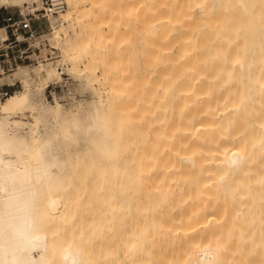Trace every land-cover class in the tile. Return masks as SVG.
Here are the masks:
<instances>
[{
	"label": "bare ground",
	"instance_id": "bare-ground-1",
	"mask_svg": "<svg viewBox=\"0 0 264 264\" xmlns=\"http://www.w3.org/2000/svg\"><path fill=\"white\" fill-rule=\"evenodd\" d=\"M64 1L51 39L66 23L79 29L62 51L90 74L99 67L106 91L66 109L43 99L57 68L6 76L22 86L0 107V264H154L168 231L183 249L159 264H264V41L244 34L251 1L136 0V82L113 25L128 5ZM95 11L106 32L89 29ZM218 207L243 210L252 251L244 239L226 249Z\"/></svg>",
	"mask_w": 264,
	"mask_h": 264
},
{
	"label": "rangeland",
	"instance_id": "rangeland-1",
	"mask_svg": "<svg viewBox=\"0 0 264 264\" xmlns=\"http://www.w3.org/2000/svg\"><path fill=\"white\" fill-rule=\"evenodd\" d=\"M39 1L40 0H19V3H17L16 5L10 4V3H8V4H5V3L0 4V19L2 17L6 16L7 14H13L15 16H18L19 14L27 15V14H31L33 12H36L35 10H38V8H39V6H38ZM100 1H107V0H100ZM117 1L118 2L120 1V2H123L124 4H127L129 9H130L127 12V17H125V22L126 23L124 22L125 23L124 25L121 24L122 22H120V21L122 20V18L119 19L120 23L117 21V23L115 22L113 24L112 19H110V21H111V23L114 26L117 27L116 28L117 30L115 29L116 31H118V29H119L120 32L122 31L121 34H119V35L123 34L122 36H125V39H124V37H120L119 36L121 38V40L122 39L125 40V41L122 40L124 43L122 41H120V42L123 43V44L120 43L121 50H123V53H124V51L125 52L128 51L127 56L130 55V57L126 58L129 61V62L126 61L128 65L126 64V62H124L125 65H127L125 68L127 70V67H128L129 71H127V72H130L129 74H132L131 79H132L133 82H136V80H137V78L139 76V73L141 71V68H142L141 61H140V53H141V37H140V35L141 34H140V28L138 26V21H137V18H136V11H135V1L136 0H117ZM250 1H251V6H252L251 8L253 10L252 13H251V19H250V23L252 24V26L248 30L244 31V34L246 36L247 35H253L254 36L256 34V36H255L256 40L259 41V42H263L264 41V0H250ZM90 2H91V0H86L85 6L86 7L89 6ZM95 14H96V11L89 18V20H90L89 24H90V22H91V24H93L92 27H89V29L92 30V29H94L95 26L96 27L99 26L100 28L104 29V32H106V30H107L106 29L107 26L105 27L106 24L102 23L100 21V19H98V18H97L98 21H96L97 19H95L96 18ZM96 16H97V14H96ZM235 16H238V14L236 13ZM108 20H109V18H108ZM123 20H124V18H123ZM94 21H96L95 24H94ZM99 21L102 23V25H100ZM114 21H116V20H114ZM117 24H119V25H117ZM120 24L123 25V26H121ZM38 25H39V29H41L44 34H47V38L51 39L52 35L50 34L49 24L45 23L43 21V23H39ZM65 27L66 28H64V30L59 31V35H58L57 38L50 40L51 45L54 48H56L57 51L53 55V57H54L53 60L51 59V60H49L47 62L48 64L46 63L47 66L55 67L57 69H58L59 66H62L63 67L64 76H62V78H61V76H59L60 79H58L57 81H52V82L48 83V85H49V84H52L54 82H60L59 85L56 87V89L54 91V93H55L54 96H52V94L49 93V88L48 89L45 88V90L43 92L44 93L43 94V97H44L43 99H44V101L46 103H48L50 105H55L56 103H58L59 105H63V107H65L66 109H69L70 106L75 105L78 102L88 103V102L94 100L95 99L94 95L96 93L99 94L101 97H103L105 95L106 89H105V86H103L101 84V82L98 80V78L100 76L99 75V72H100L99 67H97L94 70V72L90 74L84 68V64L82 66H78V67L74 66L72 58L69 57V56H66L63 53L61 45H62L63 41L65 40V37L69 36L70 37L69 39H71V38H74L75 36H77L79 34V29H74V28L70 27V25L68 23L65 24ZM85 29H87V30H85ZM85 29L84 30L87 32L88 31V27H85ZM107 33H108V31H107ZM119 37H117V38H119ZM261 46H262L261 44H254V43L250 45V47L253 48V49L260 48ZM47 49L48 48H43V54L50 53V50H47ZM121 54H122V52H121ZM124 56L127 57L126 55H123V57ZM120 59H122L121 56H120ZM54 61H55V63L49 64L50 62H54ZM56 61H58V62H56ZM46 65L44 64L43 67H45ZM22 68L28 69L30 71H34V70L36 71V68H34V67H28L27 68V67L22 66ZM31 74H32L33 82H36V81H38L40 79L38 75L34 74V72H31ZM41 74L43 75V72H41ZM93 74H96V76H94ZM6 76H8V75L0 76V89L1 88L2 89L6 88L7 86H10V85L14 84L13 88H15L16 91L14 93L10 94V96L14 95L15 93L18 94L21 91V86H22L21 82L22 81L19 80V79H13L12 77L10 78V77H6ZM36 76H38L39 79H37ZM40 77H42V76H40ZM8 98H6V99H4V100H2L0 102V107L7 101ZM195 179H197V178H194V177L191 178L192 181H195ZM246 199H248V197ZM245 200L242 202L243 203L242 204L243 207H245ZM247 202L248 201L246 200V203ZM227 210L228 209H226V208L223 210L221 207L220 208L218 207L217 208V212H216L217 216L219 215V213L221 214L218 217H221L223 215L221 217V219L217 218V219L220 220L219 223L217 224L219 226L218 227L219 230L217 229L218 230L217 232L220 233L219 237L225 236L223 238L224 239L226 238V240H228V242H226L228 244L227 245L228 248H226V249L234 248V246L236 247L237 250H238V248L239 249L243 248V242H241L243 239L245 240V241L244 240L243 241L246 242L245 243L246 246L244 245L245 247L241 251L244 252L245 251L244 249H248V248L251 249L252 247H250V245H248V247H247V244H248L247 238L248 239L250 238L247 235L250 236V234L252 233V231H250L252 229V227L248 226V222L247 221H246V224L244 225L243 222L245 220H243V222L241 221L242 219L240 220V217L242 215L241 211H243V210H240V211L237 210L238 212L236 210H234L235 211V213H234L235 216L233 215L234 211H230L229 210L230 211L229 213L232 214V215H230ZM223 211H224V214H222ZM238 213L239 214L241 213L240 217H238L239 216ZM165 215H167V212L165 210H161V212H158V215L155 218L158 219L159 216L163 217ZM225 215H228V218ZM230 217H231V219H230ZM166 221L169 222V224L167 223L166 226L167 227L171 226L170 225L171 224L170 221L169 220H166ZM172 221L173 220H171V222ZM240 221L243 224L242 227H241V222ZM172 224H174V223H172ZM235 224H236V226H235ZM243 228H244V230H243ZM262 231L258 235L259 236L258 239H260V240H264V232H262ZM170 232L172 233L173 231L170 230ZM168 233H169V231L166 232V235H165V237H163V239L158 237V239L155 241L156 247L154 245L155 243L151 246L152 252H155V254L152 253V256L153 255L155 256L157 254L156 258L154 256L151 257V260L154 258L152 260L153 262L155 261L154 264H156V263L159 264L158 263L159 260L161 262V259L163 260L164 258H166V256H165L166 253L169 254L168 256H174L177 253L179 254L180 253L179 251H181L183 249L182 248L180 250V248H179L180 246L176 242L177 240L173 239V236H170V233L167 236ZM240 234H241V236H240ZM232 235H234V237ZM244 235H246V238H245ZM217 236H218V234L215 237H217ZM238 237H240V238H238ZM170 238H172V239H170ZM221 238H220V240H221ZM217 239H218V237H217ZM162 240H164V241H162ZM220 240H219V242H220ZM238 240H239V247L237 245L238 243H236V241L238 242ZM166 241H167V243H166ZM225 241H223V242L221 241V242L226 247ZM232 242H234V246H233ZM229 244L232 245L233 247H231V246L229 247ZM176 246H178V247H176ZM162 249H164V250L162 251ZM172 249H174L175 251H173ZM156 251H158V252H156ZM232 251L230 253H232ZM249 251H252V249L249 250ZM159 252H162V254L160 253L161 254L160 255ZM173 253H175V254H173ZM163 254H164V257H162ZM227 256H228V254H227ZM252 256L255 257V255H252ZM157 258H159V259H157ZM167 258H166V260H167ZM230 260H231V258H230Z\"/></svg>",
	"mask_w": 264,
	"mask_h": 264
},
{
	"label": "built area",
	"instance_id": "built-area-1",
	"mask_svg": "<svg viewBox=\"0 0 264 264\" xmlns=\"http://www.w3.org/2000/svg\"><path fill=\"white\" fill-rule=\"evenodd\" d=\"M66 8L64 0H41V8L27 15L7 14L0 19V76L10 75L19 67H37L53 60L57 51L47 34L39 29V23L49 24V16H58ZM43 48L50 53L43 54ZM59 74L64 76L63 67H58ZM60 82L47 85L49 93L54 91ZM14 84L0 89V102L16 91Z\"/></svg>",
	"mask_w": 264,
	"mask_h": 264
}]
</instances>
